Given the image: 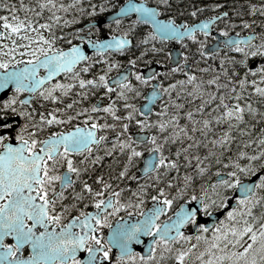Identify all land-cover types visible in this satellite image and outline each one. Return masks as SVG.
<instances>
[{
    "label": "flooded vegetation",
    "instance_id": "obj_1",
    "mask_svg": "<svg viewBox=\"0 0 264 264\" xmlns=\"http://www.w3.org/2000/svg\"><path fill=\"white\" fill-rule=\"evenodd\" d=\"M111 6V9L105 12H102L98 16L116 10L123 2L126 0H108ZM141 1V0H137ZM149 5H154L159 9L158 15L160 17L169 18L176 24H181V30L185 24L190 25L194 22L204 19L211 18L213 16L217 17L215 21L211 24V27L208 31V34L205 35L202 30H197L193 33L196 39L193 40L190 36H183L179 39H164L159 38L158 36L149 35L145 32L141 34V43L136 51V56L133 60H127L122 67L130 64L129 61H133L131 65L133 66L128 82L132 83L135 78V73L140 74V90L142 95L140 99L136 102L133 107L138 112V107L143 100L146 91L151 87L154 81L158 82V88L161 91L160 97L153 105L152 112L145 117H137L136 123L137 126H141L142 129H151L152 121L156 119L154 114H158L160 112H165L169 110H173L177 113L182 114L183 116H190L193 121H196L200 118H204L205 114L201 113V102L210 103L213 99L211 93L212 90L208 88L211 84L210 81L212 79H208L202 83L195 84V73L198 71L210 70L220 66L227 67V65L231 64L233 61H237L239 58H247V66L251 71L260 70L263 68L264 63H259L254 67L251 65L254 60L257 58H264V52L258 53L256 55H249L252 52V47L259 40V26L258 22H264V17H258L255 11H245V15H243L242 9L245 7H252L251 10H256L257 5L260 3V0H247L248 3L243 6L242 0H145ZM227 1V2H226ZM246 1V0H245ZM215 2V4H214ZM0 5L2 3L0 2ZM216 5L217 7H213ZM3 7H0V16L3 15ZM193 11H195V15H193ZM223 13V15H221ZM89 14L87 11L84 12L82 8L76 9H67L65 10V16L62 18L64 25H61L58 28V32L50 33L48 29H51V26L48 27H37L34 25L26 28L27 30H21L23 34L34 33L35 35H40L45 37V41H53L54 45L52 48L57 49H65L71 45L77 44L80 41H85L86 38L93 39L101 36L103 32L100 34V30L103 29L105 25H111L115 22H119L122 20L135 19L137 22L143 24L144 27L148 28L149 33L152 32V28L149 23L144 21H138L135 18V15H128L126 17L119 18L112 22H108L102 24L100 26L97 25H89L84 27V24L96 18L98 16H91L89 18L83 19L81 16H87ZM92 15L89 14L88 16ZM250 17L247 22H254L255 25H243L242 19ZM220 28L225 29L224 33L219 31ZM43 30V32L41 31ZM260 30V29H259ZM0 31L5 32V35L0 37V60H8L15 61L16 63H9L8 67L18 64L23 58L19 57V54H24L25 47H35L37 45H42V43H46L45 41L31 40V44L29 45V40H19L22 39L20 35L11 34L10 37L6 35V30L3 25H0ZM254 31L256 33L255 41L249 44H240L239 48H242L243 51H240L235 44L226 45L223 38L227 37L231 34H244L248 32ZM37 33V34H36ZM114 33H122L119 31H113L108 34ZM27 34V36H28ZM125 34V33H122ZM128 35L132 38L131 35ZM85 36V37H84ZM28 37H32L28 36ZM53 37L55 39H53ZM216 43L217 49H213L211 51H207V48ZM48 44V43H46ZM130 47L115 50V51H105V52H92L87 56V59L80 61L77 66L72 71L62 72L56 78L47 81L42 85L44 89L45 95L42 96L40 93V87L35 91H29L27 88L23 90L17 91L15 87L10 88L4 96H0V136H3L4 139L0 140V150H2V145L5 142H17L16 134L20 132L21 135H24L25 139H28L29 136H35L38 140L44 139L52 132H60L64 130H69L71 128L80 126H88L90 127L93 121L99 125V111H103L105 113V107L109 105L110 100L112 99V94L110 92L116 90L119 86H110L108 84V78L111 77L114 73L119 71L120 69L113 72V74H109L105 80L107 84L101 87V94L99 93V78L97 74H94L87 80H95L96 84H85L83 86L80 85L79 81L84 79L89 73L84 72L83 64L94 62L97 63L102 61V56L100 55H109V54H120L123 51L129 52ZM174 49V50H173ZM9 51L13 52L14 55L9 56ZM172 51H177L176 56H180V61L176 65L170 64V58L172 55ZM176 53V52H174ZM207 53V55H205ZM142 56H147L149 59L145 61L143 64L138 63V59ZM193 57V58H192ZM25 60L29 61L30 58H25ZM253 60V61H252ZM250 61V62H249ZM136 64L139 67H136ZM151 64H158L159 66H164L163 69L158 68L155 74L149 78H144L142 76L141 69L145 68ZM251 67V68H250ZM1 70H6L4 68H0ZM218 71V70H217ZM44 70H40L38 75H41ZM191 77V78H190ZM225 77L222 78L224 80ZM240 79V76L237 77ZM235 79V77H229V80ZM86 80V81H87ZM144 80V81H143ZM59 81L61 85H72L71 88H52V85L56 84ZM241 81V79H240ZM126 83H122L119 87L126 85ZM242 83V81H241ZM171 86V87H169ZM99 87V88H98ZM52 89L51 95H55L57 97L56 100H52L50 96H48V90ZM85 89V90H84ZM186 90V91H185ZM110 91V92H109ZM185 91V95H183ZM183 97L190 101V103L182 106L170 105L172 102V97L174 95ZM237 96H232L235 98ZM102 98V101L99 105H97L98 100ZM87 109V111H85ZM204 109V108H203ZM235 109V108H231ZM62 110V111H57ZM52 112L53 115L59 116L61 118L62 123H53L47 124V113ZM199 112V113H198ZM41 114L45 115V121H40ZM72 117L70 120L66 119L67 117ZM88 117V119H85ZM234 116L223 117L224 121L228 118ZM142 118L145 123L140 124L138 119ZM236 118V117H235ZM41 123H43V128H41ZM149 124V125H148ZM35 126L37 129L36 133L32 132V127ZM139 128V127H138ZM23 129L21 132L20 130ZM104 130L101 127H97L96 134L97 136H102V141L105 138ZM101 141V142H102ZM101 142L93 148H86L82 152L78 153H70L73 158V167L79 168V173H71L72 183L68 185L64 189L65 197L63 200H58L57 205L55 207V211L59 212L61 208L65 205H72L75 200V206L68 209L61 218V223L66 224L68 220L73 216L79 215L80 211L84 212H94L97 211V206L93 205L91 201L93 199H105L109 196L113 197L112 206L105 209L104 212L100 213L102 217L107 219V223L104 225L98 226L100 228L99 232L93 233L94 235H98L101 237H107L111 225L120 218H123L128 215H136L138 218L143 210L154 201L153 198L146 202L143 201L141 197H144L145 187L140 182L142 179H145L148 176L139 175V169H129L122 168L117 175L111 176H102L98 173L97 169L89 171V167L94 166L96 160L92 161L90 159V154H93L100 147ZM141 145V144H140ZM95 157V156H93ZM107 157V156H103ZM67 170V161L64 160L58 164V166L53 169L56 173H65ZM121 171L124 172V175H120ZM256 171H261V175H264V161L261 166L258 167ZM111 172V171H109ZM100 176L101 179L99 181L96 180V177ZM215 177V176H214ZM213 177V179H214ZM212 179V180H213ZM132 180V181H131ZM144 181V180H142ZM260 181V180H259ZM140 182V183H139ZM214 182V181H213ZM55 190L60 191V181H54ZM83 183H88L92 192L99 193L97 196H93L91 192L82 188ZM217 183V182H214ZM132 184V185H131ZM102 185H106L103 187ZM264 188V183H257L256 188ZM131 189L135 190V193L131 194ZM233 189L224 196L223 201L219 203H213L207 208H203L200 212L202 215H207L210 211L219 209L226 205L227 198L232 196ZM73 192L82 193V197L77 199L72 195ZM51 195V193L49 194ZM194 196H191L188 199H192ZM245 200H249L245 199ZM244 200V201H245ZM117 202L120 204H125L127 207H116ZM252 202V201H251ZM137 203H139V207H137ZM240 201H238L237 206L233 209L228 210L226 215L236 209L240 205ZM179 205L176 204L173 208L170 205H166L167 211H164L156 220V224L162 223L164 220L168 219L172 212ZM102 206V205H101ZM132 207H137L138 209H132ZM244 212V211H243ZM242 212V213H243ZM241 213V214H242ZM239 214V215H241ZM239 215H235L237 218ZM222 220L224 217L218 221L217 223L205 226V222H201L198 226L193 229V225L196 221L195 215L192 216L184 225L183 231L180 233L181 235L175 237L171 240L168 239H155L152 240V244L147 252L148 248V239L151 236V233H148L144 239L140 242L135 243V248L129 253L121 255L118 249H115L113 246L108 247L105 245V250L108 251L109 255L105 258L102 253H97V261L98 264H113V261L116 264H181L180 261L176 260V255L183 251L186 255L183 257V264H209V257H211V262H217V264H242L241 259L234 258V255L229 253V248L227 251L226 243L223 249H219L218 253L215 255H210L209 248V234L212 231H215L216 228H220L222 226ZM225 220H228L225 218ZM29 223L31 221H28ZM95 221L93 220V223ZM203 225V227H201ZM60 224L56 225L57 230H59ZM37 230L39 226H37ZM73 231H77V229L73 228ZM162 240H166L167 243H163ZM155 241V243H153ZM14 242V237L5 236L4 243L12 244ZM227 242V241H226ZM88 243H95L93 241H88ZM31 248L28 245H23L18 250V255L27 256ZM201 252L199 255L196 253ZM77 256L83 259L87 255V251L85 249H77ZM222 257V258H221ZM255 257L257 263V255H251L252 259ZM249 259V260H250ZM241 262V263H240ZM248 260L246 261V263ZM264 264V260L262 262Z\"/></svg>",
    "mask_w": 264,
    "mask_h": 264
},
{
    "label": "snow or ice",
    "instance_id": "obj_2",
    "mask_svg": "<svg viewBox=\"0 0 264 264\" xmlns=\"http://www.w3.org/2000/svg\"><path fill=\"white\" fill-rule=\"evenodd\" d=\"M44 6V4H41V7ZM0 7L4 6L0 5ZM213 7L217 6L213 5ZM132 9L139 14L138 19H143L145 22L152 24L153 32L149 33V35H159L164 39H167L170 35L177 38L181 35H187L195 40L196 37L193 35L194 30L199 27L207 35L209 24L212 20L216 19L213 16L211 20H203L198 25L189 26L185 24L181 31L180 26L171 17L166 21L157 19L159 12L157 8L146 7L142 3H134V0H129V3L122 8V11ZM12 11L14 12L15 9L13 8ZM192 14L195 15V11ZM0 20L3 21V27L9 34L20 35L22 39L29 40V45L31 44V38L24 36L21 31L25 28L30 29L31 21L26 25L16 16L12 17V20L16 21L15 23L10 22L5 17H0ZM37 27H48V25L45 23L43 25H37ZM219 31L224 33L225 29L220 28ZM4 35L5 32L0 31V37ZM35 39L45 41V37L40 35H37ZM53 39L55 38L53 37ZM245 39L246 41H250L252 37L249 36ZM45 42L48 43L49 47L43 48L37 45L34 48L31 46L24 48L25 58L27 59L30 56V60L22 68L17 66L16 68L9 69V63L16 62L0 60V68L6 69L5 72L0 73V87L6 86L9 82L15 86L17 91L23 90L26 87L34 91L37 87H40V93L44 96L45 92L41 86L43 81L55 75L56 72L71 69L77 61L87 59V56L78 45H73L67 49H57L51 47V41ZM89 42L91 43V41ZM127 42L126 37L117 36L109 41L98 40L96 41V45L98 47L107 46L119 49ZM229 43H234L240 51H243L242 48H239L242 43V38H229ZM261 51L264 52V48ZM252 54L249 53V55ZM8 55L11 56L14 53L9 51ZM129 63L131 64L133 61H129ZM41 66L47 69L46 75L44 76H40L37 73V69ZM84 70H88L87 66H85ZM135 75L138 79L140 78L139 73H135ZM100 82L107 84L103 74L100 76ZM79 83L83 86L85 84H96L97 81L81 79ZM128 86L131 87V85ZM71 87L72 85L70 84L61 85L59 81L52 85L53 89ZM260 91L264 92V89H260ZM51 92L52 89H49L48 96L52 100H56L57 97L51 95ZM152 95H156V93L153 92ZM110 107L106 106L105 111H108ZM240 111L239 106L234 110L226 107L222 115H235L237 119H240ZM126 115H131V113H126ZM71 118L69 116L66 119L70 120ZM85 119H88V117H85ZM40 121H45L44 114H41ZM53 123H62L61 118L49 112L47 113V124ZM204 124L207 125L208 121L205 120ZM43 126V123H41V128ZM163 126L161 124V127ZM97 127H101V125L93 121L91 127L77 125L69 130L52 132L41 140H38L35 136H29L28 139H25L24 135L17 132L16 139L19 143H3L2 150H0V264H98L97 253H102L105 258L109 255L108 251L105 250V245L111 247L115 244L122 252L126 253L129 250V242L138 239L137 234L139 232L150 231L157 233V239H162L166 234H169L167 232L169 227H175L178 223H183L189 216L195 214L194 212H184L181 210L177 214V221H174L173 224H156V217L161 212L167 211L166 205L171 204V200L164 199L163 205H156L146 213L142 212L140 221L133 223L131 226L123 224L111 226L108 236L101 237L93 233L99 232L100 228L98 226L108 222L100 213L104 212L105 207L111 206L112 202L109 200L106 203L103 199H93L91 203L97 206L95 213L80 211L79 215L71 217L66 224H62V216L68 209L75 206L76 201L74 200L72 205L65 204L59 212H56L55 207L57 201L64 199V189L73 182L71 173L80 172L79 168L73 167V158L70 153L82 152L85 148L90 149L92 142L95 140L94 129ZM20 131L22 132L23 129ZM32 132H37L35 126L32 127ZM227 138V134H225L224 139L226 140ZM3 139L4 137L0 136V140ZM149 139L154 140L155 138L149 137ZM119 143L124 146L125 142L120 141ZM128 146L131 147V145ZM154 147L159 148L158 145H154ZM139 154V151L132 147L128 156L131 159L133 155L139 156ZM240 155H244V153L241 152ZM64 160L67 161L66 172L56 173L53 171ZM172 163V161H165L162 157L158 160L152 159L145 163V171L150 170L152 164L160 166ZM237 167L239 168L240 166L237 165ZM245 171H247L246 168ZM120 175L123 176L124 172L121 171ZM230 175H235V173H231ZM100 179V176L96 177L97 181ZM54 181H60V191L55 190ZM258 183H264V175H261ZM232 184L236 185L238 181L233 180ZM102 186L106 187V185ZM239 186L241 191H246L251 188V185L243 183H240ZM82 188L91 192L93 196L99 195V193L92 192L88 183H83ZM160 192L163 193L164 189L161 188ZM50 193L51 195H49ZM72 195L77 199L82 197V193L73 192ZM156 199L157 197H153V200ZM245 199L246 197L238 198L241 203ZM101 205H104V207H101ZM116 207H127V205L117 202ZM137 207H139V203H137ZM201 207L207 208L208 206L201 205ZM229 215H231V212ZM93 220L95 221L94 223ZM28 221L31 222L29 223ZM57 224H60L59 230L56 228ZM37 226H39L40 230H37ZM73 228L77 229V231H73ZM251 228L252 225L248 224L244 227L243 231L247 232ZM260 230L259 234L255 231L252 232L251 240H256L257 235L264 238V224H260ZM232 231L235 232L236 229L233 228ZM242 234V232L238 233V235ZM180 235L177 231L176 236L178 237ZM5 236L14 237V242L12 244H5ZM88 241L95 243H88ZM162 242L167 243L166 240H162ZM23 245H28L31 248L27 256L17 254ZM250 248H252L251 243L236 255L244 256ZM77 249H85L87 255L83 259L79 258L76 254ZM260 251L264 253V243L261 244ZM185 255L186 253L181 251L175 258L183 264V257ZM211 259L209 257V264H211ZM261 259H264V255L261 256ZM113 264H116V262L113 261ZM248 264H256L255 257L248 260Z\"/></svg>",
    "mask_w": 264,
    "mask_h": 264
},
{
    "label": "trees",
    "instance_id": "obj_3",
    "mask_svg": "<svg viewBox=\"0 0 264 264\" xmlns=\"http://www.w3.org/2000/svg\"><path fill=\"white\" fill-rule=\"evenodd\" d=\"M244 1L242 0V3ZM0 2L4 6L3 15L0 17L12 19L13 16H16L26 25L29 24V21L34 26L47 23L48 26H51V29H48L50 33L58 32V28L64 25L62 18L67 9L82 8L84 12L92 13L90 16H88L89 14L81 16L83 19L98 16L111 9L108 0H0ZM41 4L45 6L41 7ZM260 4L264 5V0H261ZM1 23L2 20H0ZM41 31L43 32L42 29ZM113 31L131 35L133 42L132 46L128 48V53L123 51L120 54L100 55L102 61L83 64V68L87 66L88 69L84 72L89 73L84 79L87 80L94 74L98 75L100 87H98V94L102 92L101 87L105 86L100 82L101 74L106 78L109 74L120 69L127 60H133L136 55H131L130 52L138 49L141 43V34L143 32L149 34L147 27L132 18L105 25L100 30V34ZM53 45L52 41L51 47ZM23 56L19 54L20 58ZM136 67L138 68L139 65L136 64ZM246 72V83H241L238 78L229 80L225 77L226 80H224L219 72L212 76L211 84L208 86L212 90L211 97L221 96L224 100L217 103L216 99H213L209 103L212 107L214 106L213 108H202L200 111L205 114L204 118L193 121L189 118L190 116H183L173 110L153 115L156 119L150 129L152 137L155 138L152 140V146L158 145L157 149L161 152L160 158L173 163L158 166L148 177L142 179L144 181H140L143 186H146V194L141 197L143 201L149 202L153 197H160L163 200H171L169 205L173 208L182 200L203 193L206 202L219 203L232 189L228 182L246 178L262 165L264 161V92H261L260 89H264V79H262L264 66L260 70ZM133 78L135 77L133 76ZM141 81L139 78L136 82H128L112 92L109 91L112 94V99L108 106L111 107L105 113L100 110L98 114V123L105 131V138L97 151L88 155L92 161L96 160L95 165L88 168L89 171L98 167V173L107 177L119 174L122 168L132 170L138 167L145 147L133 142L127 132L131 128L137 127L136 119L139 115L133 107L142 95L139 89ZM185 91L183 95L186 94ZM232 96H241L244 100L247 99L250 105L241 109L240 119L232 115L234 117L224 121L223 117L229 116L222 115L225 109L221 110L218 107H223L225 104V108L231 109L227 105ZM126 113H131V115H126ZM205 120L208 121L207 125L204 124ZM161 124L164 126L161 127ZM225 134L228 137L226 140L224 139ZM236 135L241 139L239 146L226 149L228 143L234 142L233 139ZM120 141L125 142L124 146L119 143ZM132 147L136 148L140 154L139 156L133 155L129 159L128 153ZM241 152L244 155H240ZM237 165L240 167L238 168ZM220 171L227 173L229 177L225 183H214L212 179ZM231 173H235V175H230ZM161 188L164 189L163 193L160 192ZM130 191L131 194L135 193L134 189ZM252 200L251 216L262 219L264 217V188L258 189L252 196ZM133 208L138 209L137 207Z\"/></svg>",
    "mask_w": 264,
    "mask_h": 264
},
{
    "label": "water",
    "instance_id": "obj_4",
    "mask_svg": "<svg viewBox=\"0 0 264 264\" xmlns=\"http://www.w3.org/2000/svg\"><path fill=\"white\" fill-rule=\"evenodd\" d=\"M128 3H129V0H126L116 10L110 11V12H106V13H104V14L96 17V18H93L89 22L85 23L84 24V27L89 26V25H97V26H100L102 24H105V23H108V22H112L114 20H117V19L122 18V17H126L128 15H132V14L135 15V17H136L137 20L144 21L143 19H138V15L139 14L134 9L127 10V11H122V8H124V6H126ZM134 3H142L146 7L157 8L154 5H149L148 3H146L145 0H141V1L134 0ZM157 19H159V20H165L166 21L168 18L160 17L159 15H157ZM203 20H211V18H204V19L198 20V21L194 22L193 24H190L189 26H191V25H198ZM214 21L215 20H212L211 23L209 24L208 31H209V29L211 27V24ZM149 25L151 26L152 32H153V26H152V24L149 23ZM177 25H179L181 27V24H177ZM197 30H201V29L199 27H197L194 30V32L197 31ZM117 36L126 37L127 38V41H128L126 44H124L119 49H117L116 47H107V46H99L98 47L96 45V41H98V40H100V41H109V40H112L113 37H117ZM156 36H158L159 38H162L159 35H156ZM183 36H185V35H181L179 38H181ZM249 36H251L252 39L250 41H246L245 38H247ZM236 37L242 38V43L241 44H245L246 45V44H249V43L255 41V39H256V33L254 31H252V32L244 33V34H231V35H228L227 37L223 38V40L225 41V44L228 46V45L234 44V43H229V38H236ZM172 38L179 39V38H177L175 36H171V35L167 39H172ZM89 41H91V43ZM131 44H132V39L128 35H123L121 33H115V34L109 35V34H106L105 33V34H102L101 36H99L97 38H93V39L86 38L85 41H80L79 43L74 44V45H78L80 47V49L85 53V55L88 56L92 52H105V51H109V50L110 51L121 50V49H124V48H127V47L131 46ZM215 44L216 43L211 44L207 48V51H211L213 49H217L218 46L215 45ZM72 46L73 45L69 46L68 48H71ZM65 49H67V48H65ZM174 52H176V53H174ZM175 54H177V51H172V55H171V58H170V64L173 65V66L176 65L178 63V61H180V56H176ZM83 60L84 59H81V60L77 61L72 66V68L69 69V70H61L59 72H56L55 75H53V76L49 77L47 80L43 81L42 82V85L44 83H46L47 81L56 78L58 75H60L64 71H71V70H73V68L75 67V65H77L80 61H83ZM257 62L264 63V58H259L257 60H254V62L251 64V65H253L252 67H254L257 64ZM27 63H29V61H21L20 63H18L16 65L10 66L9 69L16 68L17 66H19V67L22 68ZM132 68H133V66L131 64L125 65L119 71H117L115 74H113L111 77L108 78V84L110 86H115V85H118L120 83H124L125 81H127L129 79L130 73L132 71ZM158 68L163 69L164 66H159L158 64L148 65L145 68H142L141 69L142 76L144 78L151 77V76H153L155 74V72L157 71ZM40 70H44V72L40 76L46 75L47 69H45L43 66H41L40 68L37 69V73ZM5 71L6 70L2 71L0 69V73H3ZM121 77H122V79H121ZM13 87H15V86L12 85L10 82L8 84H6V86H4V87H0V96H4L6 94V92L10 88H13ZM38 88L39 87H37L36 89H38ZM27 89L29 91H33V90H30L29 88H27ZM153 92H155L156 95H152ZM160 95H161V91L158 88V82L157 81H154L152 83L151 87L146 91V93L144 95L145 100L139 105V111L142 114L147 115L151 111L153 104L160 97ZM149 97H151V98L149 99ZM101 101H102V98H100L98 100L97 105H99ZM145 106H147V107H145ZM96 131H97V128L94 129V132H95V140L91 144L93 148L96 147V145L100 142V139H101L100 137H97ZM129 135L132 137V139L134 141H137V142H144V141H146L149 138V132L148 131H145V130H131L129 132ZM9 142L10 143H13V144L19 143V142H11V141H9ZM152 159H155V160H158L159 159V152H158L157 149L150 150V151L146 152L142 156V160H141V163L139 165V175H145V174L149 173L150 171H152L156 167L155 164H152L151 167H150V170L145 171V163L147 161H149V160H152ZM226 176L227 175L225 173H218L216 175V177H215V181L224 179ZM260 176H261V172L260 171H257L255 173H253L252 175H250L248 178H245V179L239 181L238 184H236V186H235V188L233 190L232 196L227 198V201H226L227 204L225 206H223L222 208L218 209V210H215V211L210 212L207 216H202L201 214H198L197 217H196V221H195V223L193 225V229H195L198 226V224L201 223V222H203V221H205V226H210V225L214 224L216 221H218L226 213V211L228 209L233 208V207L236 206V204H237V200L236 199L237 198L250 196L254 192L256 183L260 179ZM240 183L247 184V185H251V188L249 190H246V191H241V188L239 186ZM109 200H111V202H112L113 201V197L112 196L107 197L105 199V202L107 203ZM202 200H203L202 199V196L199 195V196L195 197L191 201L190 200H187V201L181 202L180 205L178 206V208L172 213V215L170 216V218L167 219V220H165L161 225H163L165 223H168L170 225L173 224L174 221H177V219H178L177 214L181 210H183L184 212H194L196 214L202 208L201 207ZM163 204H164L163 202H159L157 200H154V201L151 202V204L143 212L146 213L149 209H152L156 205H163ZM111 206H112V203H111ZM111 206H107V207H105V209H107V208H109ZM101 207H104V205H102ZM94 212H96V211L94 210ZM163 212H161L156 217V220L158 219V217ZM190 217H192V216H189L186 220H184L183 223H178L175 227H169V229L167 230V232L169 234H166L163 237V239H171V238H173V236L176 235L177 231L180 233L181 230L183 229L185 223L190 219ZM140 220H141V216L138 217V218H136V216H134V215H128V216H125V217H123L121 219H117L111 226H115L117 224H123V225L131 226L133 223H136L137 221H140ZM156 220H155V222H156ZM110 230H111V228H110ZM147 233L148 232H144V231L139 232L137 234L138 235V239L129 242V244H128V249L129 250L126 253H129L130 251H132L135 248V243H138V241L140 242L145 237V235ZM155 237H157V233H152V235L149 238V241L148 242L150 243L151 240L153 238H155ZM112 246L115 249H118V251H119V253L121 255L126 254V253L122 252L121 249L118 248L115 244H113Z\"/></svg>",
    "mask_w": 264,
    "mask_h": 264
},
{
    "label": "rangeland",
    "instance_id": "obj_5",
    "mask_svg": "<svg viewBox=\"0 0 264 264\" xmlns=\"http://www.w3.org/2000/svg\"><path fill=\"white\" fill-rule=\"evenodd\" d=\"M261 1V0H260ZM248 3V1H244L242 3L243 6H245L246 4ZM252 8H255V6H252L250 8L248 7H245L242 9L243 11V15H245V11L248 10V11H255L256 15L258 17H264V5L263 4H260L257 5V9L256 10H251ZM250 17H246V18H243L242 19V24L243 25H247V24H250V25H255L254 22H247L245 23ZM11 22V21H10ZM257 25L259 26V40L255 43V45L252 47V52L253 53L251 56L253 55H256L258 53H262L261 49L264 48V22H258ZM28 34V33H27ZM27 34L25 33L24 36H27ZM32 34V37H31V40L33 41H36L37 39H35V37L37 35H35L34 33H31ZM31 34L29 33L28 36H31ZM37 34V33H36ZM6 35L8 37H10L11 34H9L7 31H6ZM27 36V37H28ZM30 38V37H29ZM261 38V40H260ZM19 40H22V41H25V39H19ZM43 44V48H47L49 47L46 43H42ZM137 49L134 50L133 52H130L131 55H133V53H136ZM135 55V54H134ZM26 55H24L25 57ZM149 58L147 56H142L138 59V63L139 64H143L145 61H147ZM246 57L245 58H239L237 61H233L231 64L227 65V67H223V66H220L219 69L214 68V69H211L210 70H204V71H198L197 73H195V84H199V83H202L208 79H211V75L214 76L216 75V73L219 72L220 76H227V78L229 77H239L240 76V79L242 82H245L247 81V77H246V71H251L250 69H248V65H247V62H246ZM241 61H243V63H241ZM218 70V71H217ZM213 73V74H212ZM137 76H135V79L134 81L136 82L137 81ZM177 96H180L179 94L177 95H174L172 97V102L170 103V105H177V106H182V105H186L188 104V102L190 103L189 100L185 99V98H181V97H177ZM218 99H216L215 101L217 103H220L222 102V100H224L221 96H217ZM201 105H203V107H199L200 109L204 108V109H211L213 108L209 103H206V102H201ZM246 105H250V103H248L247 99L244 100L241 96L240 97H235V98H230L229 101H228V107L230 108H236L237 106L240 107V109H243L244 106ZM220 108L221 110L225 109V104L223 107H218ZM139 121V119H138ZM142 122H145V121H142ZM247 127L249 125H246ZM237 136V135H236ZM234 136V143H228L226 145V149L232 147V148H236L237 146H239L240 144V136ZM236 137V138H235ZM238 141V142H237ZM149 147H151L152 145V140L149 141ZM237 144V146H236ZM230 145V147L228 146ZM235 145V146H234ZM233 181V180H232ZM232 181L228 182L229 184H231V186L233 185L232 184ZM222 183H225V182H222ZM251 203V199L249 200H245L243 203H240V205L230 211L231 212V215H229V213L226 215V218L228 220H222V226L220 228H216L215 231H212L210 234H209V250H210V255H215L216 253H218V250L219 249H223L224 245L226 243H228L229 245H227V251H228V248H229V253H231L232 255H234V258H237V259H241V262L242 264H248V262L246 263L247 260H249L251 258V255L253 254H256L257 255V263L256 264H262L263 260L264 259H261V256L264 255V253H262L260 251V246L262 243H264V238H262L260 235H257V238L256 240H251V236H252V232L255 231L256 233H260V224H264V219L263 221H260L258 218H255V217H246L245 215L242 216V217H236L235 215H239L241 214L243 211V213L245 214H248L251 212V208L249 206V204ZM252 225V228L251 230L247 231V232H244L243 229L246 225ZM235 228L236 231H232V229ZM243 233L242 235H238V233ZM227 241V242H226ZM251 243L252 245V248L249 249V251L244 255V256H237L236 254L237 253H240L243 251V249L249 244ZM201 252L199 253H196V255H199ZM240 262V263H241ZM208 264V262L206 263ZM211 264H217V262H211Z\"/></svg>",
    "mask_w": 264,
    "mask_h": 264
},
{
    "label": "bare ground",
    "instance_id": "obj_6",
    "mask_svg": "<svg viewBox=\"0 0 264 264\" xmlns=\"http://www.w3.org/2000/svg\"><path fill=\"white\" fill-rule=\"evenodd\" d=\"M200 1H201V0H200ZM202 1H203V0H202ZM206 1H207V0H206ZM226 2H227V1H226ZM214 4H215V2H214ZM192 58H193V57H192ZM257 59H258V58H257ZM252 61H253V60H252ZM249 62H250V61H249ZM248 67H249V66H248ZM251 67H252V66H251ZM251 67H250V68H251ZM206 71H207V70H206ZM212 74H213V73H212ZM216 74H217V73H216ZM211 76H212V75H211ZM188 103H189V102H188ZM198 113H199V112H198ZM236 137H237V136H236ZM236 137H235V138H236ZM234 140H235V139H234ZM235 142H236V140H235ZM237 142H238V141H237ZM231 143H234V142H231ZM234 146H235V145H234ZM236 146H237V144H236ZM229 147H230V146H229ZM237 147H238V146H237ZM171 148H172V147H171ZM190 166H191V165H190ZM131 181H132V180H131Z\"/></svg>",
    "mask_w": 264,
    "mask_h": 264
}]
</instances>
